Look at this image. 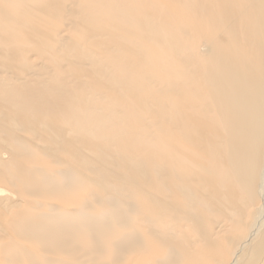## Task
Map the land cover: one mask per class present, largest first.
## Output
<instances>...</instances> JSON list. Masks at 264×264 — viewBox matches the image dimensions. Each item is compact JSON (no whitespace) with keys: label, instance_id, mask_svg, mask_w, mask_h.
<instances>
[{"label":"bare ground","instance_id":"obj_1","mask_svg":"<svg viewBox=\"0 0 264 264\" xmlns=\"http://www.w3.org/2000/svg\"><path fill=\"white\" fill-rule=\"evenodd\" d=\"M0 264H264V0H0Z\"/></svg>","mask_w":264,"mask_h":264}]
</instances>
